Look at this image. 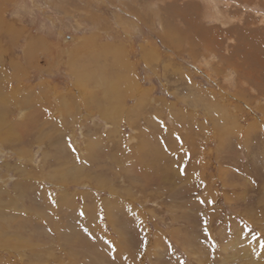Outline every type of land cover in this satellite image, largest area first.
I'll list each match as a JSON object with an SVG mask.
<instances>
[{
  "label": "rangeland",
  "instance_id": "374dc122",
  "mask_svg": "<svg viewBox=\"0 0 264 264\" xmlns=\"http://www.w3.org/2000/svg\"><path fill=\"white\" fill-rule=\"evenodd\" d=\"M0 264H264V0H0Z\"/></svg>",
  "mask_w": 264,
  "mask_h": 264
},
{
  "label": "bare ground",
  "instance_id": "6f19581e",
  "mask_svg": "<svg viewBox=\"0 0 264 264\" xmlns=\"http://www.w3.org/2000/svg\"><path fill=\"white\" fill-rule=\"evenodd\" d=\"M40 41H41V40H40ZM42 41H43V40H42ZM149 53H150V52H149ZM149 53H148V54H149ZM119 61H120V60H119Z\"/></svg>",
  "mask_w": 264,
  "mask_h": 264
}]
</instances>
